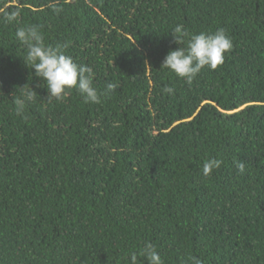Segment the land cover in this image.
Wrapping results in <instances>:
<instances>
[{"label":"trees","instance_id":"1","mask_svg":"<svg viewBox=\"0 0 264 264\" xmlns=\"http://www.w3.org/2000/svg\"><path fill=\"white\" fill-rule=\"evenodd\" d=\"M49 2L0 0L19 12L0 20V264H130L148 242L164 264H264V0ZM27 24L117 89L49 100L15 37ZM177 24L233 44L191 85L161 67Z\"/></svg>","mask_w":264,"mask_h":264},{"label":"clouds","instance_id":"2","mask_svg":"<svg viewBox=\"0 0 264 264\" xmlns=\"http://www.w3.org/2000/svg\"><path fill=\"white\" fill-rule=\"evenodd\" d=\"M49 7L57 15L62 12L58 0H50ZM18 11L0 9V20L6 23H15L18 20ZM173 40L179 47L171 49L165 56L162 66L169 69L179 78L191 85L205 68L215 70L224 63L225 54L230 52L233 44L224 29L215 33H190L182 24H177L171 30ZM16 40L25 47L26 55L22 56L24 63L34 70V75L43 81L49 100L62 101L72 89H76L85 99V102L98 104L102 98L109 97L118 87L117 83L109 82L103 91L94 86L95 73L92 67L77 63L65 49L68 44L52 46L45 43L40 26L27 24L18 27L15 32ZM19 98L15 100V113L23 116L26 107L38 98V92L31 82L17 86L15 93ZM163 92L175 95L173 87L166 86ZM223 161L217 158L206 160L203 165V174L209 176L219 169ZM241 173L245 172V164H237ZM164 264L162 256L151 243H146L138 251L130 254V264ZM185 264H201L196 257H189Z\"/></svg>","mask_w":264,"mask_h":264},{"label":"rangeland","instance_id":"3","mask_svg":"<svg viewBox=\"0 0 264 264\" xmlns=\"http://www.w3.org/2000/svg\"><path fill=\"white\" fill-rule=\"evenodd\" d=\"M156 133H153L152 136H155Z\"/></svg>","mask_w":264,"mask_h":264}]
</instances>
